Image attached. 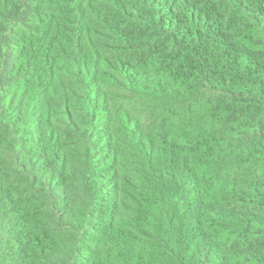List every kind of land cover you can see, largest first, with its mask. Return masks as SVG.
<instances>
[{"label":"trees","instance_id":"trees-1","mask_svg":"<svg viewBox=\"0 0 264 264\" xmlns=\"http://www.w3.org/2000/svg\"><path fill=\"white\" fill-rule=\"evenodd\" d=\"M0 264H264V0H0Z\"/></svg>","mask_w":264,"mask_h":264}]
</instances>
